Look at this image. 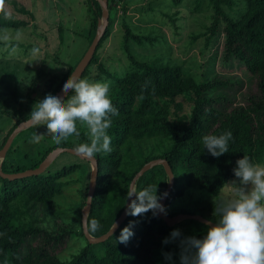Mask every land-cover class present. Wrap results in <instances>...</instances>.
<instances>
[{
	"label": "trees",
	"instance_id": "1",
	"mask_svg": "<svg viewBox=\"0 0 264 264\" xmlns=\"http://www.w3.org/2000/svg\"><path fill=\"white\" fill-rule=\"evenodd\" d=\"M86 2L90 16L84 36L89 44L100 7L96 0ZM182 2L174 0L170 3V14L164 16L161 13L160 18L161 21L166 20L165 24L171 23L174 34L179 29L175 20L180 19L181 23L189 26L190 45L196 39L200 40V53L205 60L203 56L202 61L196 64L201 68L197 77L182 68V61L171 57L163 59L165 55L170 56V51L152 59H135L128 51L130 42H152L158 35L153 31L136 33L134 26L126 21L128 14L124 1L106 0L107 25L79 77L91 83H108L109 98L119 113L111 117L112 124L108 129L113 151L95 154L96 180L86 216L87 231L92 236L104 233L118 216L131 177L148 160L164 158L173 174V184L164 202L167 210L170 201L189 186L202 188L216 196L225 182L234 178L232 169L237 159L248 156L254 164L264 156V0H206L205 3L192 0L190 10L178 12L182 9ZM200 2L204 4L202 8L208 10L204 19L192 20L190 15L189 22L188 13H200ZM111 9L115 15L116 11L123 14L119 30L129 66L121 73L107 69L98 58V48L110 35L115 22L114 19L109 20ZM16 10L31 16L23 7ZM25 24L28 23L23 19L0 17L1 32ZM56 32L59 45L63 42L61 26H57ZM4 45L0 41L1 52L8 51V48L3 49ZM52 62L59 63V72H53L52 67L45 71L44 59L40 60L38 69L30 76L31 85L25 86L20 93L21 100L14 98L19 95L15 86L12 90L7 85L0 87V110H5L12 119L1 136L0 148L10 131L20 121L29 118L37 101L46 94L54 95L75 65L54 58ZM214 64H218L217 71ZM188 65L192 67L191 63ZM240 67L245 80L233 73L234 68ZM8 75L12 77V73ZM38 82L42 88L37 86ZM243 82L254 83L255 91L241 93ZM7 94L14 98V103L7 101ZM71 95L70 91L63 100ZM77 130L79 136L73 134L60 144L53 140L45 144L35 158H29L28 164L20 165L7 156V151L14 149L11 141L0 169L11 173L34 168L54 147L75 148L81 143H90L87 126L77 121ZM227 131L233 134L228 152L218 158L211 156L204 149L202 137L210 134L219 136ZM48 137L45 134L41 141L46 142ZM76 166V163H71L51 173L45 168L41 173L11 180L0 177V264H176L180 256L179 241L162 243L174 227L167 226L151 211L137 217L126 215L116 230L101 241V254L96 255L87 243L77 253L59 259L58 253L66 246L71 232L55 223L49 229L40 227L37 223L40 219L36 216L43 218L47 212L52 214L55 197L67 183L61 178ZM155 185L157 194L161 195L166 175L159 164L144 171L136 179L134 188L139 191ZM86 187L87 182L80 190L78 210L84 203ZM218 202L212 203L210 209L216 208ZM167 214L175 213L167 211ZM213 216H217L216 212ZM93 219L99 222V228L94 232L89 227ZM130 221L134 222V235L127 244H122L117 237ZM79 232L82 234L81 227ZM204 235L197 231L198 238ZM163 253H171V260H166Z\"/></svg>",
	"mask_w": 264,
	"mask_h": 264
},
{
	"label": "rangeland",
	"instance_id": "2",
	"mask_svg": "<svg viewBox=\"0 0 264 264\" xmlns=\"http://www.w3.org/2000/svg\"><path fill=\"white\" fill-rule=\"evenodd\" d=\"M123 1V5L125 4L127 9L126 13L128 14L126 21L128 20L127 23L130 26H134L133 29L136 33L142 34L153 31L154 35H158L152 42L149 40H144L141 44L130 42L128 51L131 52L132 56L137 60L152 59L170 51V56L165 55L163 59L171 57L182 61V68L184 70H189L197 77L201 68L197 67L196 64L201 62L204 56L200 53L202 50L200 40L196 39L194 43L190 45L188 41V34L190 32L189 26L185 23H181L180 19L175 20L179 29L176 30V34H174L172 32L173 27L171 23L165 24L166 20L161 21L160 18L161 13L164 16L170 14V5H172L170 3L174 2V0ZM180 1H183L182 3L184 4L182 9L178 12H182L187 8L190 10L192 0ZM205 1L206 0H202V3H205ZM202 3L200 2V13H188L187 17L189 18L190 15H192V20L195 18L198 20L201 18L204 19L208 10H204L206 7L202 8V6H204ZM148 6L150 7L148 8ZM21 7L28 10L31 16L25 13L22 14L20 11L16 10V8ZM116 15L113 9L109 10V20L111 21L114 19L115 22L112 25L110 35L98 48V58L101 59L103 65L107 69L121 73L129 66V60L125 55L126 52L122 50L121 46L122 33L119 30V25L123 19V14L116 11ZM89 16L90 11L86 0L5 1L2 10H0V17L23 19L26 20L28 24L16 29H3L5 30L3 32L0 30V41H2L3 44L5 43L3 49L8 48L7 52L0 51V57H11L4 61H0V87L7 85L9 89L12 90L14 88L13 86H15L19 95L14 96V98L15 100H21L22 95L20 93L31 85L30 76L38 69L40 60L44 59L45 71H48L52 67L51 70L55 73L59 72L57 71L59 63H53V58L57 61L76 64L88 45L84 34L88 27ZM190 20L191 18L188 19L189 22ZM197 23L200 22L197 21ZM58 25L62 28L63 37V42L59 45L57 44L58 37L56 32ZM9 45H12V47ZM34 48L39 49L36 55L32 53V49ZM203 59L205 60V56ZM189 63H191L192 67L188 65ZM217 67L218 64H214L215 71L218 70ZM9 73H12V77H9ZM233 73L245 80L243 68H234ZM38 85L42 88L41 82H38L37 86ZM239 91L244 94L255 91L254 83L243 82ZM14 98L7 94V101L9 103H14ZM238 98H240V95ZM65 100H67V98ZM9 118L5 110H0V140L12 121V119ZM36 131L43 133L46 131V126L43 127L41 125L37 128L28 126L19 131L16 136H14L11 143L14 149H9L6 153L7 156L11 157L14 162L20 165L28 164L30 161L29 158H35L37 156V151H41L45 144L52 141L51 136L48 137L49 135L46 134L48 137L46 142L40 141L38 144L31 143L30 139ZM70 138L71 136L65 140ZM24 153H26V155H24ZM71 163H76L77 166L74 170L66 173L61 178V181L67 183L63 185L61 193L55 197L54 205L51 208L52 214L47 212L46 216H43V218L36 216L40 219V221L37 222L40 227L49 229V227L55 223V225L58 224L60 228H64L71 232L69 238L66 240V246L58 253L59 259L68 258L77 253L88 243L85 237L79 232L80 210H78V204L82 184L88 182L90 170L89 163L74 154L59 152L47 165L45 170L51 173ZM254 164L264 166V156L260 161ZM233 179H235V177L229 178L226 182ZM226 182L216 196L209 194L202 188L189 186L182 191L180 196L170 201L167 211L175 214H199L209 220L211 219V221L214 220L217 222L219 218L213 216V213L215 214L216 212V208H210H212V203H215L217 200L220 202L232 195V191ZM180 210H182V212ZM173 227L180 231L181 238L188 236H195L198 238L197 231L203 235L206 234V228L203 227L202 223L192 219L178 220L173 224ZM88 244L96 255L102 253L103 247L101 242ZM179 257L180 256H178L176 260V264H180Z\"/></svg>",
	"mask_w": 264,
	"mask_h": 264
},
{
	"label": "clouds",
	"instance_id": "3",
	"mask_svg": "<svg viewBox=\"0 0 264 264\" xmlns=\"http://www.w3.org/2000/svg\"><path fill=\"white\" fill-rule=\"evenodd\" d=\"M4 0H0L2 10ZM39 49H32L36 55ZM62 91L72 95L67 100L59 96L46 94L37 101L28 115L32 127L46 126L43 133L34 132L30 142L38 144L45 134L50 135L56 144L69 136H79L77 121L87 126L90 143H81L75 151L84 158L94 159L97 153L110 154L111 137L108 129L112 116L118 115V109L109 98L108 83H90L75 74L64 81ZM233 139L231 131L217 135H204V149L213 156L220 157L228 152L229 141ZM232 169L235 179L226 182L232 195L217 203L215 223L208 221L206 234L202 238L188 236L181 238L178 229L163 239V244L179 241L180 264H264V166L253 164L248 156H242ZM166 195L157 194V185L137 191L130 188L127 192L126 215L137 217L152 212L153 216L167 214L160 202ZM134 222L120 230L117 240L127 244L134 235ZM90 230L96 231L99 222L90 221ZM171 260V253H163Z\"/></svg>",
	"mask_w": 264,
	"mask_h": 264
},
{
	"label": "water",
	"instance_id": "4",
	"mask_svg": "<svg viewBox=\"0 0 264 264\" xmlns=\"http://www.w3.org/2000/svg\"><path fill=\"white\" fill-rule=\"evenodd\" d=\"M99 7H100V15L97 18L96 21V28H95V32L94 35L90 41V43L88 44V46L86 47L85 51L83 52V54L81 55V57L79 58V60L77 61V63L74 65L73 69L71 70V72L69 73V75L67 76V78L65 80H67L69 77H72L73 74H75V76H77L78 78L80 77V75L82 74L84 68L86 67V65L88 64L93 51L100 39V37L102 36L104 29L107 25V21H108V11H107V7H106V0H96ZM64 83V82H63ZM63 85V84H62ZM62 85L59 87V89L54 93V96H59L62 100L63 98L68 94H65L62 91ZM31 126L29 123V118L23 121H20L8 134V136L6 137L3 145L0 148V163L2 161V159L5 156V153L13 139V137L22 129ZM59 152H68L71 154H74L75 156L86 160L89 163L90 166V170H89V178H88V182H87V187H86V194H85V199H84V203L80 208V227H81V232L83 234V236L85 237V239L87 240L88 243H94V242H101L103 240H105L109 235H111L116 228L120 225V223L125 219L126 214V208H127V204H128V199L126 196L125 202L123 204V208L121 209L120 213L118 214V216L114 219V221L111 223V225L109 226V228L102 234L98 235V236H92L91 234H89V232L87 231V227H86V216L87 213L89 211V207H90V200H91V196L94 190V185H95V180H96V172H97V165H96V159H88V158H84L81 155H79L76 151L75 148L73 147H54L52 150H50L45 156L44 158L34 167V168H27L21 171H15V172H3L0 169V177L1 178H6V179H15V178H21V177H26V176H30V175H35L38 173H41L46 167L47 165L51 162V160L59 153ZM161 165L162 169L166 175V185L164 190L162 191L161 194H165L166 195L162 198V200L160 201L163 205L165 202V199L168 195V193L170 192V189L172 187L173 184V174L171 172V169L169 167V165L167 164L166 160L164 158H154L151 160H148L147 162L143 163L139 169L134 173V175L131 177L129 183H128V187H127V192L130 190V188H134L135 185V181L136 179L147 169H149L150 167L154 166V165ZM167 226H171L173 225L176 221L181 220V219H192V220H196L204 225L207 224L208 221H211L199 214H191V213H176L174 215H164V214H158L157 215ZM212 223H215L213 221H211Z\"/></svg>",
	"mask_w": 264,
	"mask_h": 264
}]
</instances>
